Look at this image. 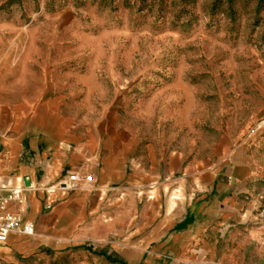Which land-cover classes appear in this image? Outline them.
Masks as SVG:
<instances>
[{
    "label": "crops",
    "instance_id": "1",
    "mask_svg": "<svg viewBox=\"0 0 264 264\" xmlns=\"http://www.w3.org/2000/svg\"><path fill=\"white\" fill-rule=\"evenodd\" d=\"M11 18L0 68L16 54ZM29 68L10 61L0 80V197L23 188L7 209L35 234L0 243V264H264L254 137L223 134L210 156L195 157L151 143L124 115L99 113L92 78ZM252 119L264 129V115Z\"/></svg>",
    "mask_w": 264,
    "mask_h": 264
},
{
    "label": "rangeland",
    "instance_id": "2",
    "mask_svg": "<svg viewBox=\"0 0 264 264\" xmlns=\"http://www.w3.org/2000/svg\"><path fill=\"white\" fill-rule=\"evenodd\" d=\"M9 16L16 54L0 80L10 61L92 78L99 113L151 143L207 158L223 134L252 136L264 159L252 121L264 115V0H0V34Z\"/></svg>",
    "mask_w": 264,
    "mask_h": 264
},
{
    "label": "built area",
    "instance_id": "3",
    "mask_svg": "<svg viewBox=\"0 0 264 264\" xmlns=\"http://www.w3.org/2000/svg\"><path fill=\"white\" fill-rule=\"evenodd\" d=\"M71 181L76 180V176L70 177ZM86 180L90 182L91 177ZM23 188L15 187L10 189L7 195L0 197V243H6L9 236L14 232H21L25 235L32 236L35 234L34 225L31 222L25 221L23 217L18 216L16 213L8 211L7 207L10 203L18 202L21 200Z\"/></svg>",
    "mask_w": 264,
    "mask_h": 264
}]
</instances>
